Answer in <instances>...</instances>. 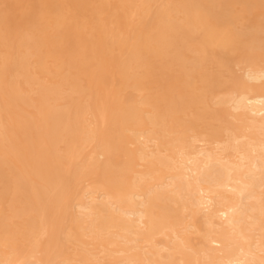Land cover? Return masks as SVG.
Here are the masks:
<instances>
[{
    "label": "bare ground",
    "instance_id": "1",
    "mask_svg": "<svg viewBox=\"0 0 264 264\" xmlns=\"http://www.w3.org/2000/svg\"><path fill=\"white\" fill-rule=\"evenodd\" d=\"M0 264H264V0H0Z\"/></svg>",
    "mask_w": 264,
    "mask_h": 264
}]
</instances>
